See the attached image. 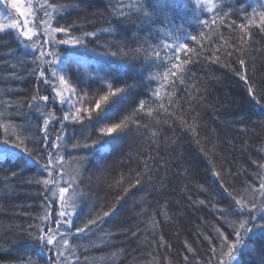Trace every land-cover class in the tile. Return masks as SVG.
<instances>
[{
  "label": "trees",
  "instance_id": "16d2710c",
  "mask_svg": "<svg viewBox=\"0 0 264 264\" xmlns=\"http://www.w3.org/2000/svg\"><path fill=\"white\" fill-rule=\"evenodd\" d=\"M58 2L70 6V15L66 14L65 20L75 22L80 31L85 32L109 26L106 21L113 19L109 5L116 0ZM162 3L172 11V23L168 27L177 36L176 40L167 38V42L187 43L193 50L177 49L174 54L169 53L179 57L172 63L185 59L191 62L181 64L183 85L177 80L175 88L157 82L149 86L159 87L161 95L173 101L172 104L165 101L167 112L144 118L143 122L159 133L154 142H149V133L143 130L138 133L133 128L122 141L116 142L112 155L100 165L93 163L85 173L82 188L87 196L74 223L81 226L91 218L90 213L94 215L115 207L112 215L105 217L91 232L74 237V242L87 249L82 255L87 257L89 264H184L186 255L189 259H202L209 246L200 234L212 235L211 225L219 224L216 217L220 213L214 212L211 206H193L187 197L191 196L192 201L208 199L201 194L199 186L215 189L213 166L220 170L224 163L232 173L239 174L226 177L225 187L235 193L245 182L255 183L256 177L252 174L258 171L256 164H264V115L259 113V105L250 104L242 82L230 70H239L236 57L226 58L224 51L241 43L239 29L230 30L227 25L233 22L239 25L245 22V15L253 14V10L257 14L264 10L260 8L264 0H213L217 5L215 11L203 14L194 12L187 0H162ZM5 6L6 9L10 7ZM217 16L224 22L217 19L211 31L209 25L198 22L211 21ZM64 23L62 20L61 24ZM130 28L136 31L135 25ZM250 30L253 34L251 46H245L247 71L250 80L264 90V31ZM192 36L196 40H192ZM161 39H165L163 34ZM29 51L17 48L13 34L0 33V103L6 105L10 101L14 106L10 115L15 123L24 126L35 122L34 110L27 107L36 94L37 85L31 74L33 65L30 63L32 56L27 55ZM167 51H161V56ZM9 52L15 55L9 56ZM87 52L91 53L89 59L104 56L102 51L92 47H88ZM213 54L219 57V63H213ZM225 64L229 67H224ZM134 67L125 64L124 71L131 75ZM171 68L167 59L156 60L149 75L159 79ZM175 75L179 77L180 73ZM49 92L45 85H40V95ZM141 98L147 99L143 95ZM0 111L7 109L0 106ZM242 119L244 123H240ZM156 120L160 121L158 128L154 125ZM193 124L195 133L189 128ZM84 154L71 147L65 152L66 157ZM145 165L151 169L152 182L148 183L145 178L137 185V173L143 176ZM33 175L34 170L5 180L4 173L0 172V264H28L29 258L45 264L48 253L25 231L28 225L37 223L35 217L43 211L40 207L42 190L28 183ZM231 199L222 189H217L213 195L217 207L226 206L219 201ZM165 201H168V221L158 211ZM50 208L53 214L59 210L56 203ZM153 217L158 221L155 226L150 223ZM161 236L163 243H158ZM185 242L197 250L198 257L193 258L185 251Z\"/></svg>",
  "mask_w": 264,
  "mask_h": 264
},
{
  "label": "snow or ice",
  "instance_id": "6c2138e0",
  "mask_svg": "<svg viewBox=\"0 0 264 264\" xmlns=\"http://www.w3.org/2000/svg\"><path fill=\"white\" fill-rule=\"evenodd\" d=\"M187 5L201 14L211 13L217 8L213 0H187ZM69 7L58 0H35V4L30 3L29 11L25 12L16 0H11V8L24 19L13 20L9 15L3 17L9 22H0V33L13 34L18 49L30 50L27 55L32 56L31 74L37 82L36 94L27 104L34 110V123L28 122L27 126L15 123L10 115L14 106L10 101L6 105L0 103L7 109L0 111V172L8 180L34 170L28 183L42 190L40 207L43 211L35 217L37 223L28 225L25 231L48 253L45 264H89L87 257L82 255L87 249L74 242V237L91 232L105 217L112 215L115 207L94 215L90 213L91 218L81 226L74 223V217L87 196L82 188L85 173L93 163L100 165L112 155L116 142L122 141L133 128L138 133L141 130L149 133V142H154L159 133L144 123V118H154L161 112H167L165 101L168 104L173 101L167 95L162 96L159 87L149 86L157 82L175 88L177 80L183 85L181 64L191 61L185 59L173 64V60L179 57L169 53L174 54L177 49L193 51L187 43L167 42V38L176 40L177 36L168 27L172 23V11L164 6L162 0H116L115 4L109 5L113 17L106 21L109 26L85 32H81L75 22L65 20V15H70ZM260 8L264 9V4ZM217 19L224 22L219 16L211 21L198 22L209 25L211 31ZM62 20L64 24H61ZM244 21L239 25L234 22L227 25L230 30L239 29L241 43L224 51L226 58L236 57L235 64L239 70H230L242 82L250 104L259 105V113L264 115V90L249 78L245 47L251 46L253 34L250 29L264 31V10L258 14L253 10L251 16H244ZM131 25L136 26V31L131 30ZM161 34L165 39H161ZM220 38L223 39L222 36ZM191 39L196 40V37ZM88 47L102 51L104 56L89 59ZM165 49L168 51L162 57L161 51ZM8 55L14 56L15 52ZM163 59H167L172 68L159 79L149 75L155 61ZM219 62V57L214 56L213 63ZM125 64L135 66L133 74L124 71ZM176 72L180 73L179 77ZM40 85H45L50 90L49 94L40 95ZM142 95L147 99H142ZM159 124L158 120L154 122L157 128ZM189 128L195 133L194 124ZM69 147L85 154L66 157ZM256 166L258 171L252 174L256 182H245L244 187L235 193L225 187L226 177H238L239 174L232 173L224 163L220 170L213 166L215 189L199 186L201 194L208 199L192 201L191 196L187 197L193 206H211L220 215L216 217L219 224L211 225L212 235L200 234L209 246L207 254L202 259H189L186 255L184 264H264V175L261 174L264 164ZM150 172L151 169L145 165L144 175L137 173L135 184H141L145 178L151 183ZM217 189L228 192L232 197L218 202L226 205L224 207L213 203ZM53 203L59 209L55 214L50 208ZM158 211L165 221L170 220L168 201L160 205ZM150 223L155 226L158 221L153 217ZM158 243H163L162 236ZM185 251L193 258L199 255L187 242ZM28 264H39V260L29 258Z\"/></svg>",
  "mask_w": 264,
  "mask_h": 264
},
{
  "label": "rangeland",
  "instance_id": "374dc122",
  "mask_svg": "<svg viewBox=\"0 0 264 264\" xmlns=\"http://www.w3.org/2000/svg\"><path fill=\"white\" fill-rule=\"evenodd\" d=\"M18 6L25 12L29 11V4H35L34 0H16ZM8 4L10 7L9 9H6L5 5ZM12 16L13 20L15 19H24L22 16H18V14L14 11L11 13V0H0V22H9L7 20H4L3 17ZM28 26H31V23H29Z\"/></svg>",
  "mask_w": 264,
  "mask_h": 264
}]
</instances>
